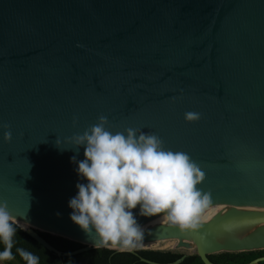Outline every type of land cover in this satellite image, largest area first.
<instances>
[{
    "label": "water",
    "instance_id": "water-1",
    "mask_svg": "<svg viewBox=\"0 0 264 264\" xmlns=\"http://www.w3.org/2000/svg\"><path fill=\"white\" fill-rule=\"evenodd\" d=\"M100 115L110 131L154 133L189 156L209 196L199 227L137 216L142 239L120 246L69 219L79 179L69 158L83 148L55 141ZM0 201L58 256L164 239L204 264L264 249V0H0ZM39 231L84 246L61 251Z\"/></svg>",
    "mask_w": 264,
    "mask_h": 264
},
{
    "label": "clouds",
    "instance_id": "clouds-1",
    "mask_svg": "<svg viewBox=\"0 0 264 264\" xmlns=\"http://www.w3.org/2000/svg\"><path fill=\"white\" fill-rule=\"evenodd\" d=\"M198 117V113H185L186 120ZM106 124L107 118L100 115L82 133L55 141L58 148L67 149L63 143L77 152L83 148V159L69 158L79 178L75 195L67 201L69 219L86 234L120 246L142 239L137 216L161 214L163 221L179 229L199 227L209 196L196 187L203 173L189 156L165 149L154 133L131 127L110 131ZM3 138L7 141L10 133ZM18 227L27 230L0 201V264L17 256L23 264H40V258L27 249L16 247L13 253Z\"/></svg>",
    "mask_w": 264,
    "mask_h": 264
},
{
    "label": "trees",
    "instance_id": "trees-1",
    "mask_svg": "<svg viewBox=\"0 0 264 264\" xmlns=\"http://www.w3.org/2000/svg\"><path fill=\"white\" fill-rule=\"evenodd\" d=\"M39 233L52 245L61 251H73L84 246L83 243L60 235L48 232ZM13 253L16 247H21L33 252L40 258V264H149L140 259L145 257L157 262H172L183 255L184 252L173 249H145L135 251L116 250L107 247H94L73 255L58 256L46 249L36 241L27 230L17 228L14 236ZM264 256V249L241 250V251H220L209 254L208 257L216 264H246L251 260ZM6 264H23L17 256L14 261ZM179 264H204L197 253H187ZM258 264H264V260Z\"/></svg>",
    "mask_w": 264,
    "mask_h": 264
},
{
    "label": "bare ground",
    "instance_id": "bare-ground-1",
    "mask_svg": "<svg viewBox=\"0 0 264 264\" xmlns=\"http://www.w3.org/2000/svg\"><path fill=\"white\" fill-rule=\"evenodd\" d=\"M173 242L176 244L177 240L176 239L157 240V241H151L150 244H145V245H141L138 247H125V248L118 247V249L129 250V249H137V248H153V247H159V246L164 247V246H168V244L173 243Z\"/></svg>",
    "mask_w": 264,
    "mask_h": 264
},
{
    "label": "rangeland",
    "instance_id": "rangeland-1",
    "mask_svg": "<svg viewBox=\"0 0 264 264\" xmlns=\"http://www.w3.org/2000/svg\"><path fill=\"white\" fill-rule=\"evenodd\" d=\"M145 249H173V250H178L180 249L179 251H183V252H190V253H194L195 252V247L189 249V250H186L185 248H176V244L173 242V243H170L168 244V246H159V247H153V248H145Z\"/></svg>",
    "mask_w": 264,
    "mask_h": 264
},
{
    "label": "crops",
    "instance_id": "crops-1",
    "mask_svg": "<svg viewBox=\"0 0 264 264\" xmlns=\"http://www.w3.org/2000/svg\"><path fill=\"white\" fill-rule=\"evenodd\" d=\"M185 249H186V248H185ZM178 250H180V249H178ZM186 250H189V249H186ZM182 252H183V251H182ZM184 253H190V252H186V251H185Z\"/></svg>",
    "mask_w": 264,
    "mask_h": 264
}]
</instances>
